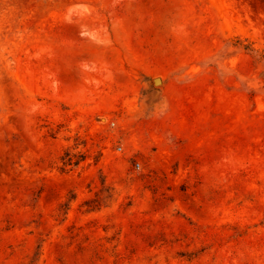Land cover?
Instances as JSON below:
<instances>
[{
  "label": "rangeland",
  "instance_id": "rangeland-1",
  "mask_svg": "<svg viewBox=\"0 0 264 264\" xmlns=\"http://www.w3.org/2000/svg\"><path fill=\"white\" fill-rule=\"evenodd\" d=\"M0 264H264V0H0Z\"/></svg>",
  "mask_w": 264,
  "mask_h": 264
},
{
  "label": "built area",
  "instance_id": "built-area-1",
  "mask_svg": "<svg viewBox=\"0 0 264 264\" xmlns=\"http://www.w3.org/2000/svg\"><path fill=\"white\" fill-rule=\"evenodd\" d=\"M136 168L140 169V164L139 163L136 165Z\"/></svg>",
  "mask_w": 264,
  "mask_h": 264
},
{
  "label": "water",
  "instance_id": "water-1",
  "mask_svg": "<svg viewBox=\"0 0 264 264\" xmlns=\"http://www.w3.org/2000/svg\"><path fill=\"white\" fill-rule=\"evenodd\" d=\"M159 79V78H158ZM154 83L156 84L155 80H154Z\"/></svg>",
  "mask_w": 264,
  "mask_h": 264
}]
</instances>
